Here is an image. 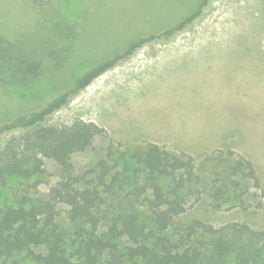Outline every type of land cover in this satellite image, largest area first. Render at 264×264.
<instances>
[{
    "label": "rangeland",
    "instance_id": "1",
    "mask_svg": "<svg viewBox=\"0 0 264 264\" xmlns=\"http://www.w3.org/2000/svg\"><path fill=\"white\" fill-rule=\"evenodd\" d=\"M201 1L0 0V34L37 49L44 64V74L30 88L0 85V125L40 109L88 70L133 41L162 33ZM263 43L264 0H213L188 30L141 48L97 78L45 125L71 126L83 120L104 128L107 134L98 137L91 150L74 153L71 161L76 173L88 178L91 170L101 173L99 163L107 161L111 167L106 183L123 195L129 186H117L114 177L121 169L112 166L108 155H128L148 143L200 159L234 142H254L264 172ZM22 135L16 131L1 136L0 152ZM34 170L7 179L0 207L48 193L64 175L65 165L40 153ZM140 201L131 197L127 202ZM67 209L61 207L65 225ZM193 220L215 227L239 222L264 229V196L262 207L249 212L215 211L202 201L192 204L178 221L184 225ZM18 259H0V264H36L28 259L16 263Z\"/></svg>",
    "mask_w": 264,
    "mask_h": 264
},
{
    "label": "trees",
    "instance_id": "2",
    "mask_svg": "<svg viewBox=\"0 0 264 264\" xmlns=\"http://www.w3.org/2000/svg\"><path fill=\"white\" fill-rule=\"evenodd\" d=\"M212 2L202 0L162 33L135 40L88 70L40 109L0 125V137L23 132L0 152V191L8 178L23 176L27 169L34 174L40 153L65 165L64 175L48 193L0 207V259L19 257L16 263L28 259L36 264H264V229L239 222L215 227L202 220L184 225L178 221L201 201L215 211L261 208L264 172L256 143L234 142L200 159L156 143L128 155L112 151L108 158L121 169L114 181L121 189L124 183L129 186L123 195L106 183L111 167L107 161L99 163L101 173L91 170L89 178L76 173L71 161L74 153L91 150L96 139L107 134L104 128L83 120L71 126L45 125L97 78L141 48L188 30ZM43 74L37 49L0 34L1 86L30 88ZM131 197L141 201L132 205L127 202ZM62 206L68 207L66 225Z\"/></svg>",
    "mask_w": 264,
    "mask_h": 264
},
{
    "label": "crops",
    "instance_id": "3",
    "mask_svg": "<svg viewBox=\"0 0 264 264\" xmlns=\"http://www.w3.org/2000/svg\"><path fill=\"white\" fill-rule=\"evenodd\" d=\"M250 137H251V136H250ZM156 144H157V143H156ZM230 145H231V144H230ZM230 145H229V146H230ZM229 146H226V147H229ZM226 147H224V148H226ZM214 150H215V149H214Z\"/></svg>",
    "mask_w": 264,
    "mask_h": 264
},
{
    "label": "bare ground",
    "instance_id": "4",
    "mask_svg": "<svg viewBox=\"0 0 264 264\" xmlns=\"http://www.w3.org/2000/svg\"><path fill=\"white\" fill-rule=\"evenodd\" d=\"M245 19V18H244Z\"/></svg>",
    "mask_w": 264,
    "mask_h": 264
}]
</instances>
